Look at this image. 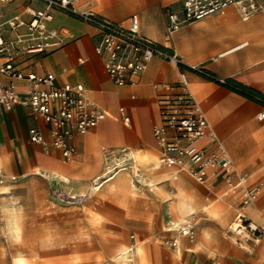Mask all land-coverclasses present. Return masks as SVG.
Listing matches in <instances>:
<instances>
[{
    "label": "crops",
    "instance_id": "1",
    "mask_svg": "<svg viewBox=\"0 0 264 264\" xmlns=\"http://www.w3.org/2000/svg\"><path fill=\"white\" fill-rule=\"evenodd\" d=\"M183 2L184 0H76L75 4L81 11H92L116 22H127L132 14H138L141 33L162 46H173L184 65H201L220 78L235 79L264 94V10L243 19L239 9L230 6L224 14H212L183 24L168 39L165 35L166 9L172 8L180 12ZM43 5L38 0H13L0 8V11L7 17L14 14L28 17L25 13L27 6L41 8ZM54 24L65 25L70 31L64 44L48 52L22 53L17 58L18 67L25 73H54L57 85L82 84L89 100L105 111L107 117L86 134H76L72 142L78 152L66 158L59 149H46L42 144L30 140L29 130L33 127L41 129L48 140L50 138L48 125L41 116L20 104L10 110L0 108V193L25 191L29 188V179H34L33 190L39 202L46 197V190H43L46 177L61 176L64 179L61 180L62 185L67 186V181L70 182L75 177L86 182L97 173L99 149L106 148L105 145L100 147L103 139H122L118 124L110 121L114 118L112 110L121 101H127L130 105L120 104L116 109L115 119H120L129 126L133 119L132 107L145 111V107L155 104L152 135L161 163V151L153 134V126L160 120L158 101L165 93L173 91L172 87L180 76L179 65L155 57L136 85L118 86L109 78L104 59L95 51L98 38L92 26L61 11H55ZM0 78L5 82L9 80L1 74ZM189 81L190 89L204 110L212 131L225 145L236 170L239 171L235 161L249 158L264 160V119L258 117L262 111L261 104L195 73H189ZM17 84L22 94L26 92V81L18 80ZM142 101L146 102H143L145 105ZM122 107L130 117L129 122L124 121L120 113ZM95 130V134H90ZM199 143L205 145L208 140H201ZM246 143L252 146L247 148ZM115 148H128L135 157L130 146ZM160 165L156 162L152 169L156 170ZM163 166L171 171L173 180H178L182 174L190 176L176 167ZM239 172L245 175L246 182L249 173L242 170ZM211 176L221 182L223 180L222 172L210 170L209 177ZM258 178L263 181L256 185H263L264 167L259 168ZM125 180L121 176L119 183L123 184ZM173 208L176 209V216L180 217L177 205ZM3 209L7 214H14L17 209L18 214V207L15 205L5 206ZM170 222L172 221H167V225ZM164 229L170 231L172 227ZM181 237H178L179 244L174 248V253L180 260L184 249ZM263 250H258V255L262 258ZM228 253L236 252L232 250V253ZM187 259L192 262L190 256Z\"/></svg>",
    "mask_w": 264,
    "mask_h": 264
},
{
    "label": "rangeland",
    "instance_id": "2",
    "mask_svg": "<svg viewBox=\"0 0 264 264\" xmlns=\"http://www.w3.org/2000/svg\"><path fill=\"white\" fill-rule=\"evenodd\" d=\"M252 100L263 110V101ZM117 107L110 121L118 124L122 139H103L100 147L106 148L99 149L98 171L88 181L75 177L63 186V177H46V197L41 202L33 190L34 179H29L25 191L0 193V264H264V256L258 255L264 249V233L259 236L254 230L264 225V182L251 205L242 208L241 204L244 187L263 181L258 170L264 160L235 161L239 171L249 173L245 184L237 188L212 176L205 183L185 174L173 180L159 161L152 135L155 104L145 111L132 107L130 126L115 119ZM118 146L133 149L141 176H134L128 167L107 173V152H114L112 161L120 162ZM156 162L161 165L155 170ZM121 176L126 179L123 184ZM11 205L18 207V214L17 209L14 214L4 211ZM240 212L246 215L242 233L232 227ZM192 214L195 238L186 237L188 242L179 234L178 224ZM169 226L170 231L164 229ZM178 237L184 247L181 260L169 242Z\"/></svg>",
    "mask_w": 264,
    "mask_h": 264
},
{
    "label": "built area",
    "instance_id": "3",
    "mask_svg": "<svg viewBox=\"0 0 264 264\" xmlns=\"http://www.w3.org/2000/svg\"><path fill=\"white\" fill-rule=\"evenodd\" d=\"M12 1L0 0V8ZM38 1L44 4L43 7L27 6L25 13L28 17L24 14L7 17L0 11V74L9 79L5 82L0 78V108L10 110L20 104L43 118L48 125L50 138L48 140L41 129L33 127L29 130L32 142L40 143L46 149L57 148L64 157L69 158L78 152L72 142L74 136L86 134L107 117L105 111L89 100L82 84L57 85L54 73H25L17 65V58L22 53L48 52L64 44L70 31L65 26L54 24L55 11H61L78 17L96 30L98 41L95 51L104 59L109 78L118 86L136 85L155 57L179 65V79L172 87L173 91L160 97V120L153 126V134L164 165L184 170L200 183H205L210 170H215L222 172L223 179L230 188L245 184V175L236 170L229 152L218 135L212 131L204 110L191 91L189 73L222 84H226L227 79H217L201 65H184L173 46H162L141 33L138 14H132L127 22H116L92 11L79 10L76 0ZM230 6H236L243 19L264 10L263 0H184L180 12L172 8L166 9L165 35L171 39L183 24L212 14H224ZM18 80L28 83L23 94L19 91ZM120 113L124 121H130L125 108H120ZM258 117L264 119V107ZM201 140H208V144L201 145ZM118 152L120 162H113L111 157L114 152H107V173L114 174L128 167L134 176H141L140 169L135 168L132 151L124 148ZM1 155L0 146V157ZM260 189L259 185L244 187L242 208L255 201ZM245 218L246 215L242 212L236 216V220L242 225L238 233L243 231ZM195 225L196 216L192 214L178 224L179 234L194 241ZM254 230L261 236L264 225L255 226ZM169 242L178 246L179 239L174 238Z\"/></svg>",
    "mask_w": 264,
    "mask_h": 264
},
{
    "label": "trees",
    "instance_id": "4",
    "mask_svg": "<svg viewBox=\"0 0 264 264\" xmlns=\"http://www.w3.org/2000/svg\"><path fill=\"white\" fill-rule=\"evenodd\" d=\"M217 83L249 98V99H262L264 100V94H262L261 92L249 87V86H246L238 81H236L235 79H232V78H228L227 81H226V84H222L221 82L219 81H216Z\"/></svg>",
    "mask_w": 264,
    "mask_h": 264
},
{
    "label": "bare ground",
    "instance_id": "5",
    "mask_svg": "<svg viewBox=\"0 0 264 264\" xmlns=\"http://www.w3.org/2000/svg\"><path fill=\"white\" fill-rule=\"evenodd\" d=\"M241 226H242V225L239 223V221H237V222L234 224V226H233L234 231H239V229H240ZM240 232H241V231H240ZM125 247H126V245H125Z\"/></svg>",
    "mask_w": 264,
    "mask_h": 264
}]
</instances>
